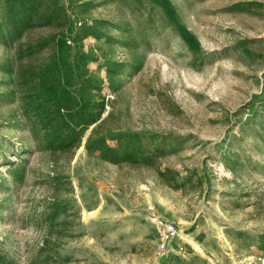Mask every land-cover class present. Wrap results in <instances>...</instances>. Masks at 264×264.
<instances>
[{
  "label": "rangeland",
  "instance_id": "obj_1",
  "mask_svg": "<svg viewBox=\"0 0 264 264\" xmlns=\"http://www.w3.org/2000/svg\"><path fill=\"white\" fill-rule=\"evenodd\" d=\"M0 264H264V0H0Z\"/></svg>",
  "mask_w": 264,
  "mask_h": 264
}]
</instances>
